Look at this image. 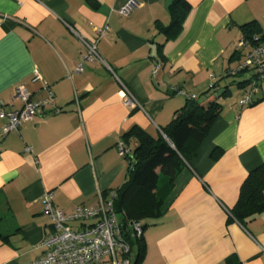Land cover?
Returning a JSON list of instances; mask_svg holds the SVG:
<instances>
[{
    "label": "crops",
    "instance_id": "obj_1",
    "mask_svg": "<svg viewBox=\"0 0 264 264\" xmlns=\"http://www.w3.org/2000/svg\"><path fill=\"white\" fill-rule=\"evenodd\" d=\"M127 1L0 0V102L20 109L15 87L37 100L47 95L45 82L61 109L40 107L18 131L0 135V264L42 255L51 231L45 191L64 212L98 205L128 178V160L116 151L123 134L138 126L156 137L185 94L208 95L211 75L221 110L158 215L143 222L132 261L142 251L136 264H264V211L243 222L231 214L248 173L264 166V78L254 102L242 105L238 82L246 75H225L242 60L241 26L255 21L264 34V0H186L190 8L167 33L173 0H133L124 16L117 10ZM104 26L102 61L83 60L80 38ZM156 61L162 66L153 76ZM127 90L140 107L123 102ZM5 123L0 116V130Z\"/></svg>",
    "mask_w": 264,
    "mask_h": 264
},
{
    "label": "built area",
    "instance_id": "obj_2",
    "mask_svg": "<svg viewBox=\"0 0 264 264\" xmlns=\"http://www.w3.org/2000/svg\"><path fill=\"white\" fill-rule=\"evenodd\" d=\"M133 7V0H129L117 11L126 16ZM107 29V26L95 28L96 37L93 39L80 38L83 60L102 61L97 50V42L105 36ZM253 41L255 43L243 37L238 41L236 49L243 52L242 60L235 68H229L225 72L227 76L243 73L250 77V82L240 99L242 105H249L253 101V96L259 90V83L264 78V38L254 36ZM161 66L160 61L153 64L151 70L153 76ZM82 70L81 62L77 64L76 71ZM34 79H41L37 70L34 71ZM210 80L208 89L214 87L216 77L211 75ZM43 87L47 92L46 97L36 100L23 85H17L14 89V97L21 101L20 109L6 111L4 104L0 102V116L6 117L0 135L18 131L25 122L34 117L40 107L48 105L55 113L61 111L55 106L50 86L44 82ZM179 92L185 94L182 90ZM185 95L188 99L197 98L196 94ZM123 102L129 107H140L129 90ZM25 149L30 151L31 147L26 146ZM116 151L122 158L132 154V149L122 138L116 143ZM115 196V191L105 198L100 195V202L96 206H77L71 212H64L55 205L52 192L45 191L41 196V203L43 213L49 218L51 231L41 243L44 248L42 255L28 264H133L131 243L141 239L144 225L137 219L119 218L114 209ZM71 222H79V227L73 228Z\"/></svg>",
    "mask_w": 264,
    "mask_h": 264
},
{
    "label": "trees",
    "instance_id": "obj_3",
    "mask_svg": "<svg viewBox=\"0 0 264 264\" xmlns=\"http://www.w3.org/2000/svg\"><path fill=\"white\" fill-rule=\"evenodd\" d=\"M190 8L186 0H173L169 6L172 24L164 27L166 33L174 30ZM243 38L255 43L254 36L258 34L259 25L250 21L242 26ZM244 75L239 73L235 76ZM249 78L238 82L246 88ZM216 82L208 89V94L202 99H188L186 103L174 112L172 120L161 129L156 137L151 136L138 126L131 127L123 134L127 142L130 138L137 141L132 150L133 159L128 160V178L115 190V212L121 219H137L142 223L158 215V209L173 189V180L183 165L195 155L197 147L206 136L213 121L221 110L218 101ZM253 101L250 103L252 104ZM214 155V154H213ZM264 211V166H258L248 173L240 186L238 199L231 209L232 216L240 222L245 218ZM144 225V223H143ZM145 227V226H144ZM143 246L141 247V250ZM142 251L137 257L140 260Z\"/></svg>",
    "mask_w": 264,
    "mask_h": 264
},
{
    "label": "water",
    "instance_id": "obj_4",
    "mask_svg": "<svg viewBox=\"0 0 264 264\" xmlns=\"http://www.w3.org/2000/svg\"><path fill=\"white\" fill-rule=\"evenodd\" d=\"M130 159H131V160L133 159V156H132V155H130Z\"/></svg>",
    "mask_w": 264,
    "mask_h": 264
},
{
    "label": "rangeland",
    "instance_id": "obj_5",
    "mask_svg": "<svg viewBox=\"0 0 264 264\" xmlns=\"http://www.w3.org/2000/svg\"><path fill=\"white\" fill-rule=\"evenodd\" d=\"M241 78L240 77H238V80H240Z\"/></svg>",
    "mask_w": 264,
    "mask_h": 264
}]
</instances>
